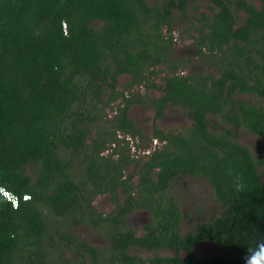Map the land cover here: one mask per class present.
I'll return each mask as SVG.
<instances>
[{
  "label": "trees",
  "instance_id": "obj_1",
  "mask_svg": "<svg viewBox=\"0 0 264 264\" xmlns=\"http://www.w3.org/2000/svg\"><path fill=\"white\" fill-rule=\"evenodd\" d=\"M261 1L0 0V189L19 200L0 190V264H249L264 249ZM180 21L193 55L177 52ZM139 104L165 141L142 156ZM171 107L182 132L157 123ZM184 176L220 205L189 231ZM206 241L226 251L199 256Z\"/></svg>",
  "mask_w": 264,
  "mask_h": 264
},
{
  "label": "rangeland",
  "instance_id": "obj_2",
  "mask_svg": "<svg viewBox=\"0 0 264 264\" xmlns=\"http://www.w3.org/2000/svg\"><path fill=\"white\" fill-rule=\"evenodd\" d=\"M154 2L155 0H150ZM257 6H260L262 1L261 0H251ZM200 5L204 7L206 5V1H201ZM205 9V8H204ZM179 13L176 15L178 16ZM175 36L177 37L178 41L180 42V49L177 51L178 54H185L189 53L190 55L194 54V50L189 47L190 44H186L188 39L181 41V34L178 29L187 28L184 26L183 22L177 23L175 26ZM187 37V34L184 35ZM183 37V36H182ZM184 38V37H183ZM186 44V45H185ZM186 46V47H184ZM188 59V58H187ZM200 64L197 61H194L191 67H199ZM125 79H121V82H124ZM131 116L137 121V123L141 124L143 128L146 129L147 132H150V128H152L154 123V110L146 105H135L130 110ZM158 125L165 129H174L179 130V128H183L184 126L190 123V120L185 117L183 114V110L179 108H169L167 114L164 118L157 120ZM240 141L248 146H252L254 142H256V136L250 133L241 132ZM132 151L136 154H144L147 153L141 149H137L133 146L132 143ZM174 192L177 193L180 202H181V210L182 213L188 214L189 217L183 221V230L189 231L196 227V225L202 221H205L212 217L216 212H218L220 205L218 202L214 200L212 187L203 178H195V177H181L178 183L174 187ZM96 204L101 207L102 209H108L110 203L108 202V198L106 196L100 197L96 200ZM148 213L146 211H136L131 215V223L136 227L138 230L145 225L148 221ZM82 234L93 240L97 243H101V236L91 230L89 227H83ZM226 250H222L218 245L206 241L199 244L195 248V252L199 256L203 257H212L215 254H223ZM165 253L171 254L172 250L165 251Z\"/></svg>",
  "mask_w": 264,
  "mask_h": 264
},
{
  "label": "flooded vegetation",
  "instance_id": "obj_3",
  "mask_svg": "<svg viewBox=\"0 0 264 264\" xmlns=\"http://www.w3.org/2000/svg\"><path fill=\"white\" fill-rule=\"evenodd\" d=\"M183 29V28H182ZM180 34H181V41L182 40H185V39H188V41L189 42H187L186 44H191V42H192V40L191 39H189L188 38V35H187V37L186 36H184L183 35V37H184V39H182L183 37H182V33L180 32ZM186 35V34H185ZM177 38V37H176ZM179 44H180V42H179ZM185 44V45H186ZM181 45V44H180ZM182 47V46H181ZM184 47H186V46H184ZM157 94L159 95V92H157ZM154 117H155V115H154ZM184 127L183 128H179V130H176V131H184ZM144 130H145V132L148 134V135H150V140L149 141H147V143L146 142H144V144L142 143V147L141 148H143V150L145 151V152H147V153H144L143 155H147V154H150V153H152V152H154L156 149H158V148H160L161 146H163L164 145V143H165V141H161V139L158 137V136H155V134H154V129H153V126H152V128H150V132H147L146 131V129L144 128ZM121 136H124V135H121ZM128 139H131L132 140V138L131 137H128ZM148 142H150V143H148ZM133 143V142H132ZM140 143V140L138 139V144ZM133 146L136 148V145H134L133 144ZM140 148V149H141ZM140 156V155H139ZM141 156H142V154H141ZM185 177V176H184ZM195 178H198V177H195ZM204 179V178H203ZM109 208H110V205H109ZM108 208V209H109Z\"/></svg>",
  "mask_w": 264,
  "mask_h": 264
},
{
  "label": "clouds",
  "instance_id": "obj_4",
  "mask_svg": "<svg viewBox=\"0 0 264 264\" xmlns=\"http://www.w3.org/2000/svg\"><path fill=\"white\" fill-rule=\"evenodd\" d=\"M249 264H264V249H262L256 257L251 259Z\"/></svg>",
  "mask_w": 264,
  "mask_h": 264
},
{
  "label": "built area",
  "instance_id": "obj_5",
  "mask_svg": "<svg viewBox=\"0 0 264 264\" xmlns=\"http://www.w3.org/2000/svg\"><path fill=\"white\" fill-rule=\"evenodd\" d=\"M0 190H1V192H2V193H3L8 199H10V200L13 201L15 207L18 206V204H19L18 201H19V200L17 199V197H14L13 194H11L9 191L5 190V188H1ZM26 197H27V196H26Z\"/></svg>",
  "mask_w": 264,
  "mask_h": 264
}]
</instances>
